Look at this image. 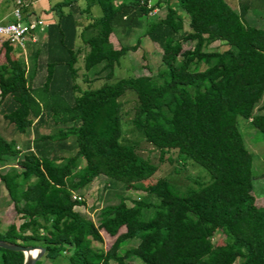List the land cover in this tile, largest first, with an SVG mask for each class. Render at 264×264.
Masks as SVG:
<instances>
[{
    "label": "trees",
    "instance_id": "obj_1",
    "mask_svg": "<svg viewBox=\"0 0 264 264\" xmlns=\"http://www.w3.org/2000/svg\"><path fill=\"white\" fill-rule=\"evenodd\" d=\"M171 1L60 0L50 6L54 21L43 42L27 41L23 49L0 37L1 117L17 135L31 127L35 133L31 146L20 148L0 133V164L12 166L0 173V183L20 220L5 227L0 241L41 247V257H62L65 264H214L218 233L230 253L224 264H264V206L251 194V156L237 122L264 134V106L257 107L264 92V28L243 18L249 9L264 11V0H238V11L224 0ZM14 2L0 0V15ZM152 10L157 19H150ZM136 30L142 33L129 44ZM141 39L159 53L148 86L135 76L109 82ZM214 43L215 50H206ZM80 55L82 82L103 80L99 86L79 88ZM126 92L134 96L130 127L158 152V161L171 164L175 154L200 166L208 180L199 172L200 184L178 193L156 178L143 188L156 203L127 206L119 197L99 209L94 224L74 208L84 206L81 192L95 179L137 190L158 170L137 154L135 143L122 140L119 99ZM58 124L55 133L37 132ZM149 207L151 215L141 218ZM99 231L113 238L105 251L90 247L101 243ZM126 241L136 245L120 252ZM22 261L20 252L0 248L1 264Z\"/></svg>",
    "mask_w": 264,
    "mask_h": 264
},
{
    "label": "rangeland",
    "instance_id": "obj_2",
    "mask_svg": "<svg viewBox=\"0 0 264 264\" xmlns=\"http://www.w3.org/2000/svg\"><path fill=\"white\" fill-rule=\"evenodd\" d=\"M25 1V0H24ZM27 1V0H26ZM49 4L55 2V0H46ZM231 8H234L238 11V0H224ZM171 4L174 6V0L171 1ZM95 13H98V9L95 8ZM161 12V11H160ZM182 13V12H181ZM158 11L155 14L151 15L150 19L158 18ZM183 15V13H182ZM43 21L46 23L47 18L46 14H41ZM186 18V17H184ZM244 21L254 27L264 28V11L259 8H252L246 11L244 14ZM184 29H186V22L184 21ZM142 33V30H136L135 35L128 40L129 44H133L135 39ZM113 45L116 47V43L114 38H111ZM24 49V46L22 47ZM183 48H188V45H183ZM217 48L216 43L207 47L206 50H215ZM21 62L27 63V68L29 64L27 62L25 52L20 51L17 55ZM78 68V78L76 79V83L78 84L80 89H85L87 87H97L99 86L103 80L96 81L89 86L82 82V62L81 55L78 57V62L76 64ZM159 68V53L157 49L147 40L141 39L139 46L135 52H128L124 57L121 58L119 64L114 67L113 77L109 82H115L118 79L125 78L128 76L140 77L139 81L148 86L149 77L152 73H154ZM28 68V72H29ZM122 105V140L127 142H133L136 144L137 154L149 160L151 163H155L158 166V170L155 175L146 182L139 184L140 186L137 190L132 188L124 187L120 183L111 182L107 179L99 177L95 179L86 189L81 192L80 197L84 202V206L75 207V211L79 213L86 219L91 220L94 224H97L96 218L100 208L115 204L118 201L119 197L125 199V203L127 206L131 205L132 201L140 200L145 203L154 204L157 202V198L153 195H148V193L143 192V188L146 184L153 183L156 178L164 177L166 181L175 188L178 193H184L189 188H195L198 184H200V179L198 178L200 173L206 176L208 180L207 174L204 170L194 164L193 162H183L181 160H176L175 154H171V157L175 160L169 164L164 161L160 163L158 161V152L153 149L150 145L144 142L140 135H138L134 130L131 129L129 120L131 117V108L134 103V96L130 92H126L120 99ZM264 106V92L261 96V99L258 103L257 107ZM259 108L255 110L258 112ZM238 129L241 133L243 145L246 150L249 152L251 156V174L254 177L252 181V191L251 194L254 197L256 205L262 207L264 206V177L261 175L264 173V134L259 132L258 130L252 128L250 124L241 118L237 119ZM47 126V127H46ZM40 127L37 132L39 134H47V133H55L61 126L54 125L49 126L46 125ZM0 133L3 134V137L6 140L9 139H17V146L20 148L21 143H29L32 141L34 137V131L31 127L27 130L26 134L17 135L14 130H12L11 126L5 123L0 114ZM21 151V150H20ZM4 164H0V173L7 171L12 168L11 165L3 166ZM175 170V171H174ZM200 172V173H199ZM202 180L205 179L201 177ZM193 180V181H192ZM153 209L149 207L148 209L142 210V217L146 218L151 215ZM14 222L15 225L20 223V220L15 217L14 211L12 209V204L10 199L8 198L5 189L0 183V234L4 231L5 227ZM102 241L101 243L91 242L90 247L93 249L107 250L109 245L111 244L113 238L108 237L103 231H99ZM212 242L216 247V252L213 256L214 264H224L225 261L229 258L230 253L224 251L221 247L223 245V236L221 234L216 233ZM136 241H126L121 246L120 252L129 247L135 246ZM1 264V262H0ZM36 264H65V260L62 257L49 260L45 257H40L37 260ZM138 264V263H136Z\"/></svg>",
    "mask_w": 264,
    "mask_h": 264
},
{
    "label": "built area",
    "instance_id": "obj_3",
    "mask_svg": "<svg viewBox=\"0 0 264 264\" xmlns=\"http://www.w3.org/2000/svg\"><path fill=\"white\" fill-rule=\"evenodd\" d=\"M23 3L20 0H15L14 8L11 11L12 22L0 23V37L7 40L9 43L23 47L29 42H37V34L43 30L45 23L39 18L23 19L21 15V7ZM156 10H152L149 15L155 14ZM74 200L80 198L74 194L71 196Z\"/></svg>",
    "mask_w": 264,
    "mask_h": 264
},
{
    "label": "crops",
    "instance_id": "obj_4",
    "mask_svg": "<svg viewBox=\"0 0 264 264\" xmlns=\"http://www.w3.org/2000/svg\"><path fill=\"white\" fill-rule=\"evenodd\" d=\"M22 1V0H21ZM60 1V0H55V2ZM23 7H21L22 16L27 15V18H39L43 21L41 14H46L47 22L45 23V27L47 24L51 23L54 21V16L52 15L51 12H49L50 6L54 3H50L46 0H25L22 1ZM14 8V5L12 9ZM12 11V10H11ZM11 11L10 12H3V14L0 15V23H6V21L10 20L11 18ZM45 27L41 32L37 34V42L36 43H41L44 41V30Z\"/></svg>",
    "mask_w": 264,
    "mask_h": 264
},
{
    "label": "water",
    "instance_id": "obj_5",
    "mask_svg": "<svg viewBox=\"0 0 264 264\" xmlns=\"http://www.w3.org/2000/svg\"><path fill=\"white\" fill-rule=\"evenodd\" d=\"M0 248L12 252H20L23 256L22 264H34L43 254V249L41 247H21L4 241H0ZM34 249L38 252V254L32 258L28 257L26 253Z\"/></svg>",
    "mask_w": 264,
    "mask_h": 264
},
{
    "label": "bare ground",
    "instance_id": "obj_6",
    "mask_svg": "<svg viewBox=\"0 0 264 264\" xmlns=\"http://www.w3.org/2000/svg\"><path fill=\"white\" fill-rule=\"evenodd\" d=\"M38 254V252L34 249V250H32V251H29L28 253H26V255L28 256V257H34V256H36Z\"/></svg>",
    "mask_w": 264,
    "mask_h": 264
}]
</instances>
